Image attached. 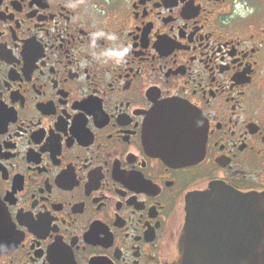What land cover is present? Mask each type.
I'll return each mask as SVG.
<instances>
[{"label":"flooded vegetation","instance_id":"obj_1","mask_svg":"<svg viewBox=\"0 0 264 264\" xmlns=\"http://www.w3.org/2000/svg\"><path fill=\"white\" fill-rule=\"evenodd\" d=\"M164 99L201 115L196 162L149 139ZM212 185L264 194V0H0V264H239L238 219L183 242Z\"/></svg>","mask_w":264,"mask_h":264},{"label":"water","instance_id":"obj_2","mask_svg":"<svg viewBox=\"0 0 264 264\" xmlns=\"http://www.w3.org/2000/svg\"><path fill=\"white\" fill-rule=\"evenodd\" d=\"M165 102L166 107L159 113H151L147 132L160 156L171 164L196 162L204 150L206 129L201 115L188 104L173 101ZM182 104L188 113H182L177 105ZM180 122L187 131L190 147L176 152L170 147L175 135V125ZM187 223L183 242L190 243V229L203 227L199 220L238 219L241 222L245 243L253 249L239 260V264H264V194H242L230 187L212 185L207 192L192 195L187 204ZM197 252V251H194ZM203 253V252H199ZM202 256V254H201ZM182 264H220L216 261L193 254L189 249L183 251Z\"/></svg>","mask_w":264,"mask_h":264},{"label":"snow or ice","instance_id":"obj_3","mask_svg":"<svg viewBox=\"0 0 264 264\" xmlns=\"http://www.w3.org/2000/svg\"><path fill=\"white\" fill-rule=\"evenodd\" d=\"M165 102L175 103L172 101V99H164V100L156 101L155 106L152 109L154 113H159L162 110H164V108L166 107ZM177 107H179L182 113H188V110L182 104L177 105ZM174 129H175V135L171 140L170 147L176 152H180L185 150L186 148H189L190 147L189 135L187 131L184 129L183 125L180 122H177Z\"/></svg>","mask_w":264,"mask_h":264},{"label":"clouds","instance_id":"obj_4","mask_svg":"<svg viewBox=\"0 0 264 264\" xmlns=\"http://www.w3.org/2000/svg\"><path fill=\"white\" fill-rule=\"evenodd\" d=\"M71 6V5H69ZM249 11H251V9H249ZM243 15V13H242ZM96 36H100L103 35V33H96ZM109 39L115 40L116 37L115 36H110ZM95 43V37L93 38V44ZM128 54V48L126 47H121L119 49H108L103 51L102 53H100V56L105 57L106 59H111L114 60L115 63L119 64L121 63L125 56Z\"/></svg>","mask_w":264,"mask_h":264}]
</instances>
